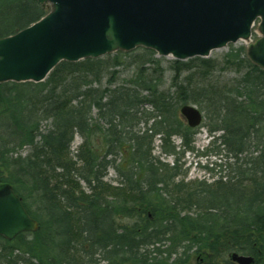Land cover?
Listing matches in <instances>:
<instances>
[{"label":"trees","instance_id":"obj_1","mask_svg":"<svg viewBox=\"0 0 264 264\" xmlns=\"http://www.w3.org/2000/svg\"><path fill=\"white\" fill-rule=\"evenodd\" d=\"M48 11L38 0H0V38ZM168 69L172 94L163 59L145 47L62 61L39 83H0V187L11 184L38 222L0 236V264H188L191 251L205 264H233L234 252L264 264V69L245 47L221 63L173 59ZM185 104L204 112L229 156L214 183L177 180L196 134ZM110 168L117 186L105 180Z\"/></svg>","mask_w":264,"mask_h":264},{"label":"water","instance_id":"obj_2","mask_svg":"<svg viewBox=\"0 0 264 264\" xmlns=\"http://www.w3.org/2000/svg\"><path fill=\"white\" fill-rule=\"evenodd\" d=\"M50 11L17 33L0 38V83L42 82L62 61L99 58L118 50L151 48L158 56L187 60L209 57L229 43L249 40L259 22L260 39L248 58L264 69V0H38ZM187 124L201 125L204 113L185 104ZM38 222L11 184L0 187V236L34 232ZM237 264L255 258L234 252Z\"/></svg>","mask_w":264,"mask_h":264},{"label":"rangeland","instance_id":"obj_3","mask_svg":"<svg viewBox=\"0 0 264 264\" xmlns=\"http://www.w3.org/2000/svg\"><path fill=\"white\" fill-rule=\"evenodd\" d=\"M49 9V7H48ZM259 19L252 29V36L249 40H239L235 43H229L226 47L216 49L212 51L210 54V58H215L218 62L221 63L222 57L230 52L231 50H236L239 47H245L248 50V47L252 44H255L259 38L261 37L259 32ZM163 59V66L167 69V76L165 78V83L163 88L165 90L171 91L170 93H174V89L169 90L171 86L170 79V71H169V63L173 60L172 56L161 57ZM221 66V65H220ZM219 66V67H220ZM132 68H125L123 72V76H128L131 74ZM217 74H221L223 76H231L232 72L226 71L223 72L222 69L217 71ZM148 110H151V106H146ZM203 123L196 128V134L193 142V150H189L185 152L184 155H180V169L182 170L180 177L177 180L184 179L185 182H193L195 180L206 181V183H214V181L223 178L228 175L229 170L226 169L224 164L229 159L227 152L223 150L220 145V141H214L212 135L208 132L207 127H205ZM44 128H46L49 123H44ZM143 126V124H142ZM82 139L80 136L75 137V141L73 142L72 151L76 152L77 148L80 146ZM172 142L177 145H180L181 140L178 137H173ZM160 140L157 137L155 140V154L159 155L160 153ZM162 161L168 162L169 164H173L174 157L173 156H163ZM122 160L121 155L117 157V163ZM120 176L116 172L114 168H110L108 170L107 176L105 180L112 184L113 186L119 185ZM192 256L188 262V264H205L204 258L199 257L194 253H191Z\"/></svg>","mask_w":264,"mask_h":264},{"label":"bare ground","instance_id":"obj_4","mask_svg":"<svg viewBox=\"0 0 264 264\" xmlns=\"http://www.w3.org/2000/svg\"><path fill=\"white\" fill-rule=\"evenodd\" d=\"M47 9H48V7L49 6H45ZM49 11H50V7H49V9H48ZM33 24V23H32ZM31 25V24H30ZM29 25V26H30ZM29 26H27V27H29ZM27 27H25V28H27ZM17 33V32H16ZM13 35V34H12ZM4 38V37H3ZM77 136V135H76ZM74 141H75V138H74ZM72 146H73V143H72ZM231 262L233 263V264H237V263H235L234 261H232V259H231Z\"/></svg>","mask_w":264,"mask_h":264}]
</instances>
